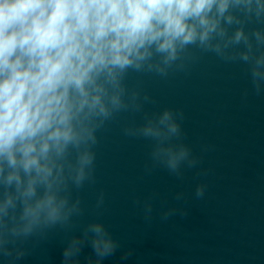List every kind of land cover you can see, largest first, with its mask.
Segmentation results:
<instances>
[{
	"label": "clouds",
	"instance_id": "obj_1",
	"mask_svg": "<svg viewBox=\"0 0 264 264\" xmlns=\"http://www.w3.org/2000/svg\"><path fill=\"white\" fill-rule=\"evenodd\" d=\"M208 53L242 65L251 86L242 101L264 95V0H0V264H20L59 232L61 264H81L86 245L87 264L116 254L120 240L105 223L83 219L80 192L96 183L98 133L131 114L123 134L151 142L144 173L161 168L182 181L213 146L195 154L184 110H147L156 100L141 80L127 81L187 72ZM206 190L197 184L195 198ZM156 195L133 201L146 223ZM104 203L101 191L92 215ZM188 214L171 206L160 219Z\"/></svg>",
	"mask_w": 264,
	"mask_h": 264
},
{
	"label": "water",
	"instance_id": "obj_2",
	"mask_svg": "<svg viewBox=\"0 0 264 264\" xmlns=\"http://www.w3.org/2000/svg\"><path fill=\"white\" fill-rule=\"evenodd\" d=\"M142 81V88L156 104L146 109L182 108L186 119L185 142L201 155L198 169L177 180L158 168L144 173L151 142L127 137L122 128L132 119L122 114L114 122L111 188V232L121 247L112 264H264V95L242 92L250 83L240 64H226L208 53L187 72L167 78L130 73L128 84ZM140 121L139 114L135 117ZM205 183L203 199L195 198L197 184ZM183 192L186 200L177 202ZM153 192L151 223L134 205ZM184 206L188 216L162 221L163 209ZM132 249L127 260L121 255Z\"/></svg>",
	"mask_w": 264,
	"mask_h": 264
}]
</instances>
